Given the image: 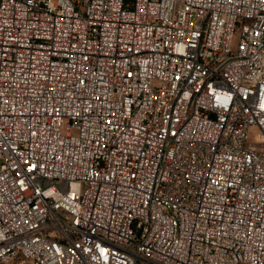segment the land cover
Wrapping results in <instances>:
<instances>
[{
  "label": "built area",
  "instance_id": "built-area-1",
  "mask_svg": "<svg viewBox=\"0 0 264 264\" xmlns=\"http://www.w3.org/2000/svg\"><path fill=\"white\" fill-rule=\"evenodd\" d=\"M0 264H264V0H0Z\"/></svg>",
  "mask_w": 264,
  "mask_h": 264
}]
</instances>
